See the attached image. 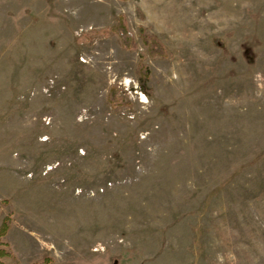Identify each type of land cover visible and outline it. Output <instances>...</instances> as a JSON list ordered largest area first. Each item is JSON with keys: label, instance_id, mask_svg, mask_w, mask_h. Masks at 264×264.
<instances>
[{"label": "rangeland", "instance_id": "374dc122", "mask_svg": "<svg viewBox=\"0 0 264 264\" xmlns=\"http://www.w3.org/2000/svg\"><path fill=\"white\" fill-rule=\"evenodd\" d=\"M0 264H264V0H0Z\"/></svg>", "mask_w": 264, "mask_h": 264}, {"label": "trees", "instance_id": "16d2710c", "mask_svg": "<svg viewBox=\"0 0 264 264\" xmlns=\"http://www.w3.org/2000/svg\"><path fill=\"white\" fill-rule=\"evenodd\" d=\"M103 35H107L108 33H113L119 38V42L122 48L126 50H134L135 43L132 33L127 29L126 23L122 17H119L118 23L112 26L108 30H104L101 32ZM139 36L141 39V43L143 47L146 49V54L150 58L155 57H166L167 53L162 44H160L157 39L153 36H149L144 34L142 29H139ZM217 40H215L216 42ZM220 45V44H219ZM145 54L143 52H138V58L144 59ZM138 75L140 80H146L148 77L147 68L142 64L138 65ZM116 97V90L113 88L109 91L108 98L111 101H114ZM116 104V102L114 103ZM5 202V200L1 201Z\"/></svg>", "mask_w": 264, "mask_h": 264}]
</instances>
